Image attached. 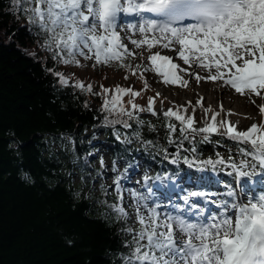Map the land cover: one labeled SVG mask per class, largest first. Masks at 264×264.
<instances>
[{
	"label": "snow or ice",
	"instance_id": "obj_1",
	"mask_svg": "<svg viewBox=\"0 0 264 264\" xmlns=\"http://www.w3.org/2000/svg\"><path fill=\"white\" fill-rule=\"evenodd\" d=\"M12 5L26 16L29 25L37 30L36 34L43 36L41 46L51 53L54 63H79L78 57L91 59L92 55L98 64L121 60L124 54H132L121 42L118 31L122 15L135 18L143 13H157L166 16L167 21L144 19L127 27L138 29L139 33L158 30L170 35L171 40L163 45L165 49L173 41L178 43L181 46L178 57L183 64L189 65L195 58L199 61L198 67L215 69L217 74L211 75L212 81L222 80L238 94L248 91L260 97L264 90V0H12ZM185 18L196 22L184 27L173 26ZM131 43L137 48L142 44L152 47L155 41L133 39ZM150 60L156 72L165 78L164 83H183L177 74L179 65L173 63L172 58L156 53ZM47 71L56 76L61 87L71 86L81 93H92L91 84L87 88L82 82L70 85L65 73L54 68ZM196 79L200 77L197 75ZM109 91L103 89L105 93ZM115 93L114 100L103 102L101 111L106 116L115 112L118 118L106 119L105 124H122L127 129L133 126L132 121L137 125L144 123L135 113L157 114L152 99L146 108L135 103L131 111L123 107V95H140L131 88L117 86ZM109 104L113 107L109 108ZM260 112L264 113V107ZM163 115L179 122V126L175 122L166 125L167 143L175 152L168 153L164 149L165 160L172 156L170 163L178 165L182 159L190 169L200 172L223 168L241 184L245 180L250 182L256 175L264 184V124L253 123L247 130H238L230 121L226 126L223 119L217 121V113L211 117L210 125L196 128L194 115L186 117L172 109ZM119 116L127 119H119ZM177 132L179 136L174 138ZM197 134L202 135L203 144H209L214 134L235 142L240 159L229 156L226 160L219 153H215V159H200L195 155V148L184 149V141H194ZM117 139H120L119 134ZM146 143L152 144V141ZM182 150L191 151L192 157L182 156ZM148 179L145 177L146 181ZM114 183L117 201L121 203L119 206L107 204V207L123 222L130 217L122 204L121 177L117 176ZM132 195L138 202L140 228L124 227L132 240L127 244L121 264H264V192L245 193L247 203H237L236 193L231 190L227 193L231 202L229 199L212 200L205 191L191 190L184 197L188 211L179 214L160 211L158 203L150 206L147 198ZM142 199L145 200L143 211L139 206ZM200 200H204L205 205L199 204ZM207 203H212L217 210H207Z\"/></svg>",
	"mask_w": 264,
	"mask_h": 264
},
{
	"label": "trees",
	"instance_id": "obj_2",
	"mask_svg": "<svg viewBox=\"0 0 264 264\" xmlns=\"http://www.w3.org/2000/svg\"><path fill=\"white\" fill-rule=\"evenodd\" d=\"M36 31L12 0H0V264H121L132 240L124 227L133 226L107 207L116 198L96 185L94 137L105 135L117 163L154 159L174 170L163 150L175 152L166 125L179 122L142 112L135 113L142 125L105 124L118 118L101 111L109 92L61 87L47 69L65 73L70 85L87 88V81L76 78L71 63H54ZM130 103L123 107L131 111ZM202 139L197 134L184 148L202 156L209 145Z\"/></svg>",
	"mask_w": 264,
	"mask_h": 264
},
{
	"label": "rangeland",
	"instance_id": "obj_3",
	"mask_svg": "<svg viewBox=\"0 0 264 264\" xmlns=\"http://www.w3.org/2000/svg\"><path fill=\"white\" fill-rule=\"evenodd\" d=\"M101 33L104 34L101 30ZM123 36L125 40H123V43L126 45L128 50L132 53L131 55L124 54V57H131V60L133 63L138 66L139 68L137 71L131 75V74H124V73H119L116 68L118 65L117 60H113L108 62V68L109 70L104 71L99 68H92L91 66L93 63L96 61L95 56L92 55L91 59H86L87 60V65L86 68H79L80 66L78 64L74 65V72L75 76L77 79L85 80L87 81L86 84L90 83L91 85L94 86L95 90H99V92L104 93L103 89L107 88L110 89L109 93L107 94V100L106 101H111L115 99V89L117 86L120 85H129V87L133 88V91L137 88V84H141V77L145 78L147 80V84L151 85L152 89L148 90L147 96L150 97L152 100H154V108L156 111V115H152L149 112H145L149 117L155 118V117H160L164 116L163 113L168 111L169 109H172L174 111H179L181 115H185L186 117L194 115L195 119V124L194 127L196 128H203L211 124V117L214 115L215 110L212 109V107L205 108L202 104V98L203 96H208L211 97V85H208V88L210 91L203 90L202 91V86H198V89L200 92H202V96H196L195 98L192 97L193 93L188 92V82L185 81L184 79L182 80L183 83H177L176 87H173L172 84L169 86L168 89H164L161 85V82L164 81V77L160 76L156 70H155V65L151 63L150 57L151 55L156 54L157 52L161 53V50H159L162 46L163 43L160 45L158 48L157 45L154 43L152 47H148L146 44H142L139 48L136 47V45H133L132 43L130 44L133 39L136 40H150V41H155L154 38H150L146 33H139L138 31L136 33L133 32V30L130 27L124 26L120 30V36ZM128 39V42H127ZM162 41H165V39H161ZM123 52V50H121ZM167 52V51H166ZM77 67V68H76ZM147 69V70H146ZM204 69V68H203ZM193 69H190L189 71L191 73H195ZM206 74L201 71V75H198L200 77L199 80L195 79V82L198 84H204L203 79H207L209 83H213L210 79L211 75L217 74L215 69L207 72L206 69ZM129 77H132L135 80L130 81ZM137 81V82H136ZM215 83L212 84L213 87ZM225 86L228 88L230 91H235L234 89L231 88L230 85ZM172 93V97L170 98ZM205 93V94H204ZM133 97V96H131ZM261 97V102L257 105V108L255 107V110L258 111L259 107V112L256 114L250 116L249 113L245 111L239 112V115H236L235 112H229L227 116H225V126L227 122H231L233 125H237L236 119H238V130H246L248 129L253 123L257 124H264V119L260 117V108L264 107V96ZM106 99V98H105ZM233 101V100H232ZM216 102L217 99H214L213 104L216 107ZM149 104V100H146L145 98L139 99V105L142 107H147ZM109 107H113L112 104L108 105ZM185 109L187 111L185 112ZM220 112L218 116V120L220 121L221 119L224 120L223 118V112H222V106L219 108ZM207 117V119H206ZM246 123V124H245ZM245 124V125H242ZM242 125V126H240ZM94 145L97 147V152L96 155L98 158H100L98 164L102 168V176L99 180H97V183L100 184V186L107 188L109 190V193L115 197H117V194L115 190L113 189L114 187V181H115V175L117 173L121 172V169L123 168V163H119L118 166L111 165L110 163V153L108 152L109 150V143L106 141L105 137L103 136L102 133L98 134L97 136L94 137ZM238 160L240 159V156L238 155ZM103 161V163L101 162ZM113 167L116 168V170L113 169ZM139 170V171H138ZM125 174H130L133 172H138L139 177L145 180V177H148L154 172L152 169L148 167V165L142 163L140 166L134 170L130 171H124ZM144 175H143V173ZM195 176L186 179V180H181V183L186 182L187 180L193 181V184L195 185V182H199V185L201 186L202 190L205 192H211V190H208L206 188V181L208 178H210L209 182L213 181L216 182L215 179H213V173L211 171H196ZM169 182L174 183V180H171L168 177H165ZM206 180V181H205ZM159 181V176L155 177L154 179L151 180V183L153 185L157 184ZM251 183V181H250ZM122 185L124 187V183L122 182ZM144 186V185H143ZM142 186L143 190L144 187ZM208 186H210L208 184ZM254 188V185L252 186ZM147 190L151 193L152 197H154L153 194V189L152 187H147ZM228 193V192H227ZM124 199L122 201L123 206L125 207L126 211L131 215V218L134 222V224H138V217L137 214L134 213L132 210H130L127 207L126 200L131 198V194L129 191L126 192L125 187H124ZM237 199H242V195L239 193ZM121 203V202H119ZM246 203V202H244ZM186 207V206H185ZM183 211L187 213V209L183 208ZM191 215V213H188Z\"/></svg>",
	"mask_w": 264,
	"mask_h": 264
},
{
	"label": "bare ground",
	"instance_id": "obj_4",
	"mask_svg": "<svg viewBox=\"0 0 264 264\" xmlns=\"http://www.w3.org/2000/svg\"><path fill=\"white\" fill-rule=\"evenodd\" d=\"M198 63L199 61L195 60V58L193 59V61L190 62L189 65H185L182 63L185 69L180 68L178 70V75H180L182 79H186L188 81V92L193 93L192 97L194 98L196 96H200V97L202 96V92L197 90L198 86H202L201 88L202 91L205 89L206 91H210L208 88V85L209 86L211 85V92H209L211 94V97L204 95L202 98V104L205 108L212 107V109L218 111L220 106H222V112L224 116H227L229 112H232V111L235 112L236 115H239L240 110L249 113L250 116L259 112V107H258V111L255 110V107L257 108V105L261 102V97H257L248 91H246L244 94H238L235 91H230L225 86V83L222 80L214 81L213 83H215L214 84L215 87H213L212 86L213 83H209V81L206 78L203 79V83L206 84L205 86L204 84L196 83L195 79H196L197 73L199 72V67L197 66ZM193 65L197 67L195 73H191L190 71L187 72L188 70L191 69ZM200 70L206 74V71L202 67L200 68ZM161 85L166 90L169 88L171 84H166L163 81L161 82ZM172 86L176 87V85H172ZM171 97H172V93H171L170 98ZM214 99H217L216 107L213 104ZM238 119L235 120L237 121V125L239 123ZM245 124H242V125H245ZM118 176L121 177V182H125L127 191H131L132 200L134 201L131 204H133L136 209L138 207V202L137 200L133 198L132 193H136L141 197L147 198L146 202L150 206L154 204L155 202L160 203L162 211H169V212H172L173 214H179L181 212L180 210H175L174 208L168 207L166 205V204H176L179 206V204L182 203V200H178L179 203H173V202H175L177 199H182L183 197L180 198L177 192H175V190L173 191L170 188L168 189L167 187H163L161 185V183H163L162 181H164L163 178H161L159 182L154 185L153 192H156L155 198H154L152 197V195L150 194L148 190L147 191L143 190L142 185L148 184L149 180L147 181L142 180L139 177L138 172H133L132 174H129V175H126L125 173L121 172ZM132 181H134V183L131 184ZM150 185H153V183H151ZM150 185H148V187ZM114 188H115V184H114ZM248 188H249V185H246L245 193L249 194ZM185 190H186V194L189 191H191L190 189H185ZM194 190H201V189L198 186ZM216 196H217V201H223L224 199H229V202H231V199L228 196H224V195H216ZM246 200H247V197H246ZM200 202L205 205L204 200H200ZM144 203H145V200L143 199L139 201V206H141L142 211L145 210L142 207ZM186 205H187L186 203L183 204V206H186ZM206 206L209 209L210 207L214 205L212 203H207ZM229 215H232L231 211L229 212ZM180 238L183 239V237H180Z\"/></svg>",
	"mask_w": 264,
	"mask_h": 264
}]
</instances>
